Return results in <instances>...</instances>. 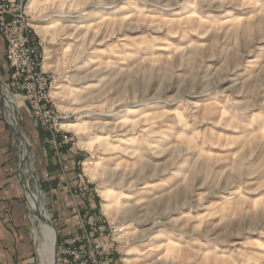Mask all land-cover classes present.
Returning <instances> with one entry per match:
<instances>
[{
  "label": "rangeland",
  "instance_id": "obj_1",
  "mask_svg": "<svg viewBox=\"0 0 264 264\" xmlns=\"http://www.w3.org/2000/svg\"><path fill=\"white\" fill-rule=\"evenodd\" d=\"M26 14L81 158L70 190L131 237L116 264H264V0H37ZM27 161L31 229L45 212L57 233L41 222V242H60Z\"/></svg>",
  "mask_w": 264,
  "mask_h": 264
},
{
  "label": "built area",
  "instance_id": "obj_2",
  "mask_svg": "<svg viewBox=\"0 0 264 264\" xmlns=\"http://www.w3.org/2000/svg\"><path fill=\"white\" fill-rule=\"evenodd\" d=\"M26 3L27 0H0V34L5 40L4 56L10 68L8 79H0V84L5 92L11 90L12 95L22 97L23 101L17 107L23 106L37 125L51 135L56 155L60 158L62 153L56 136L60 133L63 117L50 99L54 79L43 69L45 45L39 37L32 36ZM2 115L12 124L4 103ZM67 191L71 196L76 233L58 242V264H116L112 257L116 251L113 244L131 240L125 227L99 220L87 211L77 195L70 189ZM108 243L110 246H106Z\"/></svg>",
  "mask_w": 264,
  "mask_h": 264
},
{
  "label": "crops",
  "instance_id": "obj_3",
  "mask_svg": "<svg viewBox=\"0 0 264 264\" xmlns=\"http://www.w3.org/2000/svg\"><path fill=\"white\" fill-rule=\"evenodd\" d=\"M4 55L5 40L0 34L2 81H6L10 74ZM2 109L0 100V264H37V253L30 225L31 217L23 191H26L28 197V192L33 193L25 181L22 184L24 190L21 189L18 180L21 145L3 118ZM7 112L10 114L9 110ZM16 128L30 146L27 159L32 166L34 164L36 172L42 177L43 189L51 194L52 201L56 205L54 221L59 229V239L75 234L71 196L67 193V189L81 186L79 174L72 167L75 160L78 159L79 162L81 158L78 157V153L71 151L67 136L63 133L56 136V142L62 153L58 158L51 135L25 113L21 117L20 128L17 126ZM26 173V170L20 172L21 180L22 176L26 178ZM77 198L79 200V197ZM29 199L32 201L30 197Z\"/></svg>",
  "mask_w": 264,
  "mask_h": 264
},
{
  "label": "bare ground",
  "instance_id": "obj_4",
  "mask_svg": "<svg viewBox=\"0 0 264 264\" xmlns=\"http://www.w3.org/2000/svg\"><path fill=\"white\" fill-rule=\"evenodd\" d=\"M36 1L37 0H29L28 7H26V8H31ZM26 5H27V3H26ZM55 25H57V24H55ZM0 87H1V84H0ZM2 94H3L2 98L4 99L7 107H10V102L13 104L10 107L9 113H10V116L12 115L13 123L16 124L15 123L16 117H15L14 110H15V107L21 105L23 99L19 95H12L11 93L5 92L3 89H2ZM61 125H62V127L66 128V129H69V128L76 126V124L73 122H64ZM87 165H88V162L85 161L84 166L86 167ZM28 194H29V197L38 205V207L41 208V206L39 205V202L37 200H35V195L31 194L29 192H28ZM43 215L46 217L45 212H43ZM31 217H32V220L35 219L34 214H31ZM40 221H41V219H40ZM41 222L48 227L49 224L47 225L46 221L42 220ZM41 222H38V224L36 223V226L32 229V233L34 235L35 242H36V251H37V254H38V257L40 260V264H54V256H55V249H56V237L54 239L52 236L53 233H48L45 236V240L43 242H41L40 235H41V231L43 230V226H42L43 224ZM125 260L128 262L129 258L126 257Z\"/></svg>",
  "mask_w": 264,
  "mask_h": 264
},
{
  "label": "water",
  "instance_id": "obj_5",
  "mask_svg": "<svg viewBox=\"0 0 264 264\" xmlns=\"http://www.w3.org/2000/svg\"><path fill=\"white\" fill-rule=\"evenodd\" d=\"M2 96H3V94H2V92H0V100L3 102ZM2 105H3V103H2ZM6 122L9 125V127L13 130L15 136L18 138V140L20 142V145H21L20 159H19V164H18V167H19V169H18V180H19L21 189L23 191L24 189H23V186H22V183H21L20 172H21V170H22V168L24 166L25 160L28 158V154H29V151L31 149L29 148L30 146L26 143L25 139L22 137L21 133L17 130V128L15 126H13L11 123H9L8 121H6ZM27 167L29 168L30 174L33 175V178L35 179V182H36L35 190L37 191V187H39V188L41 187V185L39 183V177L35 173V170H34L31 162L27 161ZM23 193H24V197L26 199L25 192L23 191ZM26 201H27V199H26ZM27 203H28V201H27ZM28 210H29L30 214H33L32 211H30L29 205H28ZM39 218L41 220H43V221H46L49 225H51L52 228L57 233L56 227H55V225L53 224V222L51 221L50 218L41 217L40 215H39ZM57 262H58V236L56 237V249H55V256H54V264H57Z\"/></svg>",
  "mask_w": 264,
  "mask_h": 264
}]
</instances>
